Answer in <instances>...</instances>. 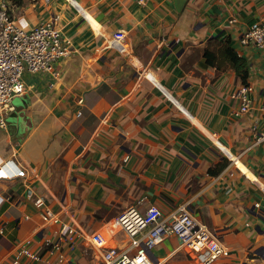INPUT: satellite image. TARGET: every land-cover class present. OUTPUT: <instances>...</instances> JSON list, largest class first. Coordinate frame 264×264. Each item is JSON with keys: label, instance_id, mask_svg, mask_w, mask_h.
I'll use <instances>...</instances> for the list:
<instances>
[{"label": "crops", "instance_id": "crops-1", "mask_svg": "<svg viewBox=\"0 0 264 264\" xmlns=\"http://www.w3.org/2000/svg\"><path fill=\"white\" fill-rule=\"evenodd\" d=\"M13 12L30 28L55 20L70 54L57 76L24 75L25 104L0 128V166L27 173L0 178V264L25 247L41 259L24 264H102L91 237L129 249L115 225L128 209L169 215L183 204L230 249L216 264H264V50L240 43L264 24V0H188L181 13L173 0H32ZM120 31L128 53L112 45ZM214 38L230 39L248 63L245 114L234 70L203 57ZM151 258L199 264L175 236Z\"/></svg>", "mask_w": 264, "mask_h": 264}, {"label": "built area", "instance_id": "built-area-1", "mask_svg": "<svg viewBox=\"0 0 264 264\" xmlns=\"http://www.w3.org/2000/svg\"><path fill=\"white\" fill-rule=\"evenodd\" d=\"M13 11L10 1L0 0V128L6 127V115L14 110L13 100L26 92L24 75L49 73L57 76L56 64L70 54L55 20L30 28L27 21L16 17ZM233 22L230 21L231 24ZM126 40L124 32H117L112 37V45L128 53ZM240 43L264 50V24L255 23L250 26L242 35ZM251 92L252 88L248 85L242 86L236 94L241 102L238 115L250 110ZM257 141L264 143V132L258 135ZM15 166L17 171L14 178H26V171L19 165ZM30 197L34 198L38 208L45 205L44 198L33 194ZM256 207L260 208L259 205ZM51 216L50 210L46 209L45 217ZM115 225L130 238L131 245L129 249L108 248L103 236H92L93 244L103 250L102 264H154L151 252L170 236L177 237L182 248L191 253L199 264H216L231 256L230 249L217 235L192 215L189 204L179 206L169 215L155 206L145 212L132 207L116 219ZM61 237L73 242L75 230L64 224ZM47 247H51L49 241ZM23 256L33 260L41 259L39 253H33L25 247L12 264H24Z\"/></svg>", "mask_w": 264, "mask_h": 264}, {"label": "trees", "instance_id": "trees-1", "mask_svg": "<svg viewBox=\"0 0 264 264\" xmlns=\"http://www.w3.org/2000/svg\"><path fill=\"white\" fill-rule=\"evenodd\" d=\"M10 1L12 8L17 9L23 7L27 2L32 0H8ZM207 64L211 67H215L219 71H223L227 68H231L236 73L237 77L241 80L244 86H248L249 69L247 61L239 55V53L233 47L230 39L214 38L209 41L208 47L203 52ZM224 164L216 165L209 170L210 175H217L224 167ZM51 247H47L46 250Z\"/></svg>", "mask_w": 264, "mask_h": 264}, {"label": "bare ground", "instance_id": "bare-ground-1", "mask_svg": "<svg viewBox=\"0 0 264 264\" xmlns=\"http://www.w3.org/2000/svg\"><path fill=\"white\" fill-rule=\"evenodd\" d=\"M16 171V166L12 161H4L0 166V178H12Z\"/></svg>", "mask_w": 264, "mask_h": 264}, {"label": "water", "instance_id": "water-1", "mask_svg": "<svg viewBox=\"0 0 264 264\" xmlns=\"http://www.w3.org/2000/svg\"><path fill=\"white\" fill-rule=\"evenodd\" d=\"M174 6L178 13H181L184 9V6L188 0H173Z\"/></svg>", "mask_w": 264, "mask_h": 264}, {"label": "rangeland", "instance_id": "rangeland-1", "mask_svg": "<svg viewBox=\"0 0 264 264\" xmlns=\"http://www.w3.org/2000/svg\"><path fill=\"white\" fill-rule=\"evenodd\" d=\"M28 3V2H27ZM12 104L15 106V107H18L19 105H22V104H25V101H24V99L22 98V97H17V98H15L14 100H13V102H12ZM9 118H7L6 117V119H5V124H6V126H8V123H9V120H8ZM106 240V239H105ZM107 241V240H106Z\"/></svg>", "mask_w": 264, "mask_h": 264}]
</instances>
